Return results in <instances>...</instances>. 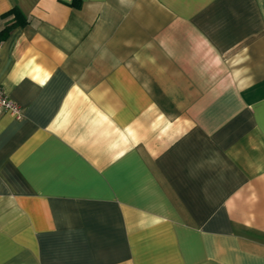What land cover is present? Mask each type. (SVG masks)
Listing matches in <instances>:
<instances>
[{
  "label": "crops",
  "instance_id": "obj_1",
  "mask_svg": "<svg viewBox=\"0 0 264 264\" xmlns=\"http://www.w3.org/2000/svg\"><path fill=\"white\" fill-rule=\"evenodd\" d=\"M0 264H264V0H0Z\"/></svg>",
  "mask_w": 264,
  "mask_h": 264
},
{
  "label": "built area",
  "instance_id": "obj_2",
  "mask_svg": "<svg viewBox=\"0 0 264 264\" xmlns=\"http://www.w3.org/2000/svg\"><path fill=\"white\" fill-rule=\"evenodd\" d=\"M1 111H7L16 118H21L23 114L21 105L11 99L2 87H0V112Z\"/></svg>",
  "mask_w": 264,
  "mask_h": 264
},
{
  "label": "trees",
  "instance_id": "obj_3",
  "mask_svg": "<svg viewBox=\"0 0 264 264\" xmlns=\"http://www.w3.org/2000/svg\"><path fill=\"white\" fill-rule=\"evenodd\" d=\"M26 22L25 18L17 17L9 22H7L1 29H0V39L5 37L6 34L15 26L19 24H24Z\"/></svg>",
  "mask_w": 264,
  "mask_h": 264
}]
</instances>
